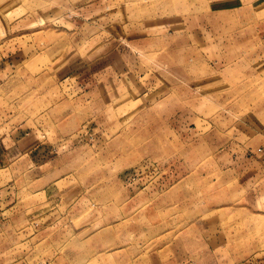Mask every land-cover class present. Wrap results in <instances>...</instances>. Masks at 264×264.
Segmentation results:
<instances>
[{
    "label": "rangeland",
    "instance_id": "rangeland-1",
    "mask_svg": "<svg viewBox=\"0 0 264 264\" xmlns=\"http://www.w3.org/2000/svg\"><path fill=\"white\" fill-rule=\"evenodd\" d=\"M235 1L0 0V68L27 69L23 51L62 67L0 69V120L42 113L47 92L88 91L68 109L94 116L55 162L0 171V213L36 234L2 227L0 264H152L187 247L197 264H264V10Z\"/></svg>",
    "mask_w": 264,
    "mask_h": 264
},
{
    "label": "crops",
    "instance_id": "crops-1",
    "mask_svg": "<svg viewBox=\"0 0 264 264\" xmlns=\"http://www.w3.org/2000/svg\"><path fill=\"white\" fill-rule=\"evenodd\" d=\"M235 3L237 9H240L241 6H245L249 11H253V10L256 11L258 13V20L260 16L258 9L259 11L264 10V0H242V1L237 0V2L235 1ZM256 12L255 13L250 12V13L256 16ZM256 17L253 16L252 20H255ZM262 21H264V17L262 18ZM253 24H257V21L254 22ZM22 53L17 52L15 53L16 55L14 54L12 55V57H16L18 65L25 63L27 65V69L22 71L20 70L22 68L20 69L17 68L16 70L15 68L8 69V67L4 66V68H0V69L1 70L4 69L3 71H5V73H1V74L7 75L10 78L12 77L13 79V77L18 73L20 74L23 73L29 77H34L35 75L40 74L39 72H41V74L43 75L46 73L50 75H53L52 73H54L55 75L57 74V72H60L62 69V67H60L54 72H52L51 68L46 69L45 65L47 63H46L45 54L39 55L40 54L39 53L38 55H36V54H31L29 51L26 53L23 51ZM255 56H256L255 54L251 55V57H255ZM8 58L9 57L3 58L2 56L1 57L2 61H0V65L6 63V60ZM11 61L12 64H14L13 63L14 61L12 59ZM41 65H44L45 67H41ZM39 68H41V71H39L40 70ZM11 70L13 71L11 72ZM99 85H100L99 83L94 84L93 88H91L90 91H97ZM103 85L105 84L101 83V86ZM40 90L44 91L45 88L44 89L41 88ZM87 93L89 92L86 91L85 95H87ZM85 95L83 94L80 96L78 95L75 98L64 97L63 99L59 100L60 102L59 104H57V102L55 101L52 102L53 101L52 97H49L50 95H48L47 92L44 97V104L45 106L47 105L50 106L45 107L42 113L40 114H32L31 112L20 113L21 111L18 112L19 111L18 110L15 113L9 114V116L7 117H3L0 120V171L19 165V163L21 164L24 162H26V164L30 165L31 167L32 165L35 167L37 165H40V163L38 162L51 164L55 162V160L60 155V153H62L64 149L67 148L70 144H72L74 141L78 139H82L86 137L85 135L86 133L84 131V125H85L84 122L86 121L90 122V118L94 117L93 110L92 113H89V110L85 111L83 109L81 110L68 109L69 104L73 105V103L71 102H78V103L81 102L83 104L86 97ZM86 100H89V98H87ZM88 105H91V107L93 108L94 100H91V104ZM64 106H66V108H64ZM110 113H111L110 111H107V114ZM97 115L98 114H95V116ZM59 185H61V183ZM45 194L46 192L43 195ZM6 214L7 216H10V218H7ZM21 214H25L23 217H30L31 213H21ZM32 216L35 217V213H32ZM29 222L20 224L17 221V218L15 219V216L9 215V213H0V233H3V231L1 230L2 227L8 228L7 232L9 235L12 234L14 238L13 242L14 241L20 242L24 240V242H27V244H29L30 241L34 240L36 237L35 233L34 235H32V226L30 225ZM86 253H85L86 255L81 254V256L85 255L83 257L87 258L89 252ZM203 258L204 260L206 259V257ZM198 260L200 259L197 258L195 254V248L192 249L187 247L184 253L179 252L178 255H175L174 253L171 254L167 253V256L164 255L161 256L158 253L157 256L155 257V261H153L152 264H197L196 262ZM208 260L209 262L204 261V264H212L210 257L208 258ZM27 264H48V263L43 261H39L38 263H35V261H29L28 259ZM77 264H86V263L85 260H82L81 262L77 261ZM91 264H100V263L97 261H93V263ZM113 264H115V262H113Z\"/></svg>",
    "mask_w": 264,
    "mask_h": 264
}]
</instances>
